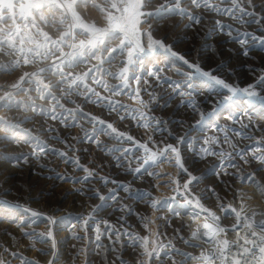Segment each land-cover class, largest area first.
I'll return each instance as SVG.
<instances>
[{
  "label": "snow or ice",
  "instance_id": "obj_1",
  "mask_svg": "<svg viewBox=\"0 0 264 264\" xmlns=\"http://www.w3.org/2000/svg\"><path fill=\"white\" fill-rule=\"evenodd\" d=\"M222 2L228 6L221 7L220 4L213 2V0H101V3H96L95 0H29L26 4L18 5L20 8V19L23 21V26L21 27L16 23L15 19L16 14L14 9L17 5L13 3V0H0V22L6 19L13 21L12 25L7 29H0V33H2V36H0V56L8 58L0 62V74H9L18 69L21 66V57L23 65H32L34 67L33 71H24L18 80L7 87L0 88V109L22 112L31 111L36 114H43L52 120H59L66 127H72L74 124H78L80 120L87 121L91 125V133L85 129L84 137H81V139L85 137L96 139L98 135H105L119 142L118 147L111 149L114 153L120 152V156L117 157L120 163L117 164V167H122L124 161H129V166L125 171L127 174L132 175L134 179H140L144 175H157L152 171H148L146 165L168 160L170 159L169 154H175L176 165L181 173L186 175V179H184L182 184L179 180L175 182L177 184L175 189L177 195L182 198V203L185 206L192 208L193 215L198 216L200 213H208L205 220L210 217L215 222V225L205 222L203 229L207 231H204L202 234L199 231H193L190 239L180 237L183 243L192 248L200 247L201 242L213 245L210 250L201 251L199 255H192L191 253L181 251L170 240L167 244L163 242L157 243L154 240L152 242L153 247L150 249L149 238L147 236L140 237L125 232V235L130 236L132 240L131 246L134 250L137 247L143 249L139 252L135 264H165L166 259H172V264H177L173 259L175 255L183 257L180 264H187L188 260L200 261L201 264H217V262L218 264H264V213L252 211L250 214L246 213L242 215L241 213L245 211L243 206H241L239 211L233 207L231 208V213H235V224L232 225L231 229L221 227V217L216 216L208 208L204 207L201 203V198L192 194L190 186L194 182H199L202 177L193 175L189 171V168L185 166V163L181 162L179 145L184 140L183 136L175 137L177 141L175 146L167 143L163 147H160L153 140L152 135L148 136L147 141L141 142L135 139L133 135L120 131L113 123L107 122L111 118V114L115 113L120 121L131 118L139 126L151 128L153 134L166 130L167 121L150 115V105L159 103L163 99V96L158 97L155 90L149 91L151 85L147 79H143L142 81V76L138 74L137 70L142 66L143 61L139 58L134 60L137 54L147 56L163 53L165 56L176 57L187 66V69L190 71L181 73L182 81L172 83V91L167 94V99L163 100L161 107L170 106L172 99L179 97L181 104H185L192 110L193 114L198 113L200 116L196 124L191 126L193 128L199 127L206 116L212 115L216 111L214 105L211 112L205 113L201 111L200 105L194 102L195 98L191 89L197 78L206 81L213 88V91H216L217 95H221V91H217V89L226 90L227 94L222 95L219 103L234 104L238 95H244L247 97L249 103L258 101L264 104V69H262V74L257 76L253 83L248 84L246 87L238 88L219 78L214 74L213 70H204L198 62H190L185 56L174 51L171 44L165 43L166 36L159 39L153 36V33L158 29L153 26L152 21L165 11L179 14L182 18L186 16L190 22L200 24L203 15H195L188 12L187 7L182 6L187 4H191L197 9H203L204 12L227 16L237 23H254L260 27L261 32H264V12L255 10L253 0H222ZM89 3L102 14L105 22L103 25H100L98 22H86V19L82 18L81 14L77 11L78 8L86 7ZM249 17L251 19H248ZM145 24L148 25V29L144 32L147 39L146 47L141 44V28ZM45 28H48L49 31H46ZM225 29H227L229 38L236 39V42L241 46L242 54L245 56H248L249 50L258 44L264 46V36L245 32L242 34L237 33V36L233 37L231 25H225L220 20H217L209 31L224 33ZM240 35H243L244 38L240 39ZM113 42H118L117 47H111ZM116 52L121 54L127 53V60L119 72L110 70V66L115 59L112 54ZM214 55L215 53H213ZM81 64L88 65L86 71L82 73L74 72V69ZM106 64L109 67H105ZM130 72L131 76H129ZM163 72V67L155 66L153 69L147 71V76L154 77L159 86V81H168L170 79L167 76H163ZM53 77L56 79L53 80ZM107 78L119 80L120 83L118 85L109 84ZM130 81H135L138 87L133 88ZM141 82L143 83V89L139 87ZM97 87L103 89L107 95H102L101 91L97 90ZM57 89L60 92L59 97L56 95ZM141 90L149 96L148 101L141 98ZM33 93H36V95L33 96ZM121 94L138 101L140 107L130 108L128 105L112 99V97ZM73 95L83 97L84 101L100 106L102 108L101 116L84 112L78 104L75 108H66L61 103V100H67L69 103L76 104V101L72 99ZM37 100L46 101L51 107L38 104ZM104 111L109 113V117L102 118ZM243 117H248V113L245 112ZM243 117L237 120L236 117L229 116L233 123H241L244 128H247L248 124L243 123ZM28 119L29 117L22 116L18 121L13 122L0 118V133H2L0 135V144L6 145L20 140L21 135H27L29 130L22 129L21 125ZM248 119L250 121V117ZM175 123L183 125L184 121L179 120L175 121ZM50 130L55 131L54 129ZM218 131L225 133L223 143L230 142L229 131L235 132L236 135L243 134L242 132H237L235 128L229 129L227 125L219 128ZM92 133L96 135L94 136ZM169 135H172V133H169ZM73 139L77 138L73 137ZM97 142L99 143L98 140ZM125 142H130V146L123 147ZM220 143L221 140L217 136L205 137L204 139L205 145ZM149 144H152L156 150L153 151L149 147ZM36 147L39 148V151L37 152L34 149L31 153L24 155V163H28L30 157L39 159L41 155L46 154V147L39 141L36 142ZM231 147L235 155L239 156L241 160L245 159L242 150L236 152L235 145H231ZM134 149L135 152L133 151ZM141 152L142 154H140ZM201 153L208 156L225 157L223 150L213 151L210 147H201L196 156ZM58 155L64 157L65 153L60 152ZM253 155L254 159L259 161L258 170L264 172V154L255 155L254 153ZM196 156H193V160H195ZM132 158L141 161V163L133 167L131 165ZM2 159L3 164L0 165V168H2L3 172L10 174V169L4 167V165H12L11 159H7L6 157ZM16 159L17 163L12 165L13 167H19V156ZM68 162H71L77 169L82 170L86 174L83 177L75 178V182L87 183L90 181V178L94 177V172L81 164L79 158L65 159V163ZM248 162L245 160V163ZM223 167L224 163L222 159L221 168ZM233 167L235 166L233 165ZM56 179L72 180L73 177L62 176L57 173ZM99 179L104 184L111 182L125 192L131 190L130 184L117 180L109 181L107 177H99ZM244 179H248L254 184L256 183L252 174L241 178L242 181ZM110 191L113 192L111 198L115 200V189ZM209 191H212V189H209ZM75 192L81 196L96 197L101 201L106 199L105 196L100 195L99 191L94 188H88L87 190L76 189ZM142 199L154 209L158 205L160 208L171 209V201H176L177 196L158 201L152 199L151 193L148 192L145 193ZM21 207L18 203L0 198V214L11 215L14 209ZM221 208L226 214H229L228 209H225L223 205H221ZM196 209H199V212ZM100 210H102V205H97L92 209V213H98ZM125 210L131 211L129 206L123 205L121 211ZM25 211H29L31 217H38L40 215V213L29 209H25ZM172 211L174 212L175 210L172 209ZM92 213L87 217L81 216L79 219L82 220L85 226H88L90 221L95 224L96 248L99 249L102 247L99 243L101 236L105 233L101 232L100 223L96 222V218ZM175 214L179 215V213ZM258 216L260 218H257ZM45 219L49 225H58V220L54 215L46 216ZM120 219L123 220L124 217L122 216ZM140 219L142 222L147 220L144 216H141ZM101 223L106 225L107 233L114 234L116 240H120V231L113 232L114 226L106 220L101 221ZM229 230L236 231V240L229 241L227 238H221V234H224L226 237ZM175 231L179 232L180 230L176 229ZM241 231L243 235H241ZM24 235L31 236L35 235V233H24ZM39 235L44 236L43 233ZM52 235L53 233L50 228L47 236L52 237ZM201 235L207 237L208 240L202 241ZM77 239H81V237H77ZM109 239H111V235H109ZM107 251L108 249L105 248V252ZM161 253H163V258H161ZM42 254L46 255L48 253L42 252ZM10 255L14 258H20L19 254L15 252ZM122 256L123 253L117 257L120 264H128ZM51 257L48 264H57L60 253L56 248L54 240L52 241ZM103 258L107 259L106 256ZM0 264H10V261L0 257ZM22 264H35V262L22 260Z\"/></svg>",
  "mask_w": 264,
  "mask_h": 264
},
{
  "label": "rangeland",
  "instance_id": "obj_2",
  "mask_svg": "<svg viewBox=\"0 0 264 264\" xmlns=\"http://www.w3.org/2000/svg\"><path fill=\"white\" fill-rule=\"evenodd\" d=\"M28 2L29 0H13V3L17 5L14 9L16 23L21 27L23 26V21L20 19V8L18 5L26 4ZM95 2L101 3V0H95ZM213 2L220 4L221 7L228 6L223 3L222 0H213ZM253 2L256 11L264 12V0H253ZM182 6L187 7L188 12L190 13L195 15L202 14L203 19L201 20V23L196 24L195 22H190L186 16L182 18L179 14L165 11L152 21L153 26L158 29L153 33L154 38L159 39L166 36L167 39L165 40V43L171 44L174 51L185 56L190 62H198L204 70H213L214 74L219 78L224 79L229 84L238 88H243L248 84L253 83L257 76L262 74V69H264V46L258 44L249 50L248 56H245L242 54L241 46L236 42V39L228 37L227 29H225L224 33L209 31L217 20H220L225 25H231L233 37H236L237 33L242 34L245 32L254 33L257 36H264V32H261L260 27L254 23H237L227 16L204 12L203 9H197L191 4ZM77 11L81 14L82 18L86 19V22H98L100 25L105 23L100 11L92 7L91 3L86 7L78 8ZM115 14L118 15L119 13ZM248 19L251 18L249 17ZM12 23L13 21L11 19H6L5 21L0 22V29H7ZM147 29V24L143 25L141 28V44L145 47L147 46V39L144 32ZM45 30L49 31L48 28H45ZM0 36H2V33H0ZM239 38L243 39L244 37L243 35H240ZM117 44L118 42H113L111 47H117ZM213 53H215L214 56ZM112 55L115 59L110 66V70L113 72H119L120 68L124 66V63L127 60V53L124 52L121 54L116 52ZM136 58L143 61L142 66H140L137 71L138 74L142 76V81L143 79L149 81V84L151 85L149 91L155 90L158 97L163 96V99H161L159 103H153L150 105V115H154L161 120L167 121L168 124L165 131L153 134L151 128L141 127L136 122L132 121L131 118L120 121L119 118L116 117V114L112 113L111 118H109L107 122L113 123L120 131H125L128 134L133 135L135 139L140 140L141 142L147 141L148 136L152 135L153 140L160 147H163V145L167 143H171L175 146L177 143L175 137L183 136L184 140L179 147L181 157L184 158L187 149L193 146L196 139H202L207 136H216L214 133L209 134L208 129L205 128L213 124H221L223 126L233 123L229 118L230 115L236 117L237 120H240L243 117L245 111L244 113L242 112L243 109L239 106V102L242 100L240 97L244 98L246 96L238 95L234 104L219 103L222 99V95L227 94L226 90L217 89V91H221V95H217L216 91H213V88L210 87L206 81L197 78L191 89L193 97L195 98L194 102L198 103L201 111L205 113L211 112L214 105L216 111L214 114L206 116L199 127H191L196 124V121L200 119V116L198 113L193 114L192 110L185 104H181L179 97L172 99L170 106L161 107L163 100L167 99V94L172 91V83L175 81H182L183 78L181 73L190 71L187 69V66L176 57L165 56L163 53L147 56H140V54H137V57H134V60ZM6 59L8 58L0 56V62L5 61ZM93 63H95V61H93ZM87 66L88 65L81 64L74 69V72L82 73L83 71H86ZM155 66L163 67L164 72L162 75L170 78L168 81H159V86L154 77L147 76V71L153 69ZM105 67H109V65L106 64ZM33 70L34 67L32 65H23L21 57V66L18 69H15L9 74H0V88L7 87L18 80L19 76L22 75L24 71ZM129 76H131V72L129 73ZM52 79L55 80L56 78L53 77ZM107 79L109 84L118 85L120 83V81L116 79ZM130 83L133 88L138 87L135 81H130ZM139 87L143 89L142 82ZM97 90L101 91L102 95H107V93H104L103 89L97 87ZM257 90L259 91V89ZM35 95L36 93H33V96ZM56 95L58 97L60 96L58 89L56 90ZM141 98L145 101L149 100V96L143 90H141ZM72 99L76 101V104L69 103L67 100H61V103H63L66 108H75L78 104L84 112L101 116L102 108L100 106L84 101L83 97L73 95ZM112 99L118 100L120 103L128 105L130 108L140 107L138 101L130 99L124 94L114 96ZM186 99L188 98L186 97ZM257 102L258 101H253L248 105L247 113L251 121L264 120V115L261 113L258 115L260 119L254 117L256 111L260 109L255 108V104L259 105ZM37 103L51 107L46 101L37 100ZM251 109L253 110L251 111L252 114L249 113ZM22 116L29 117V119L21 125L22 129L29 130L28 134L21 135L20 140L12 143L6 145L0 144V165L3 164L2 158L4 157L11 159L12 165H15L17 163L16 158L19 156V166H28L32 175L38 174L39 176H43L45 181H47L49 177L55 179L57 173L62 176L73 177L72 180L57 179L59 180L56 182L58 183V186H56L55 191L52 193L53 195H48H52L54 200H57L58 197L60 198L62 207L59 208V211L63 214V225L71 226V233H69L71 236L67 235V237L64 238L56 237L57 241L56 239L54 240L56 245L59 244V241L64 239L66 242L68 240V249H76L82 245L77 237H81L82 239L85 234H96L94 223L90 221L89 225L85 226L79 218L81 216L87 217L97 205H102V210L98 213L92 214L95 216L96 222L100 223L101 232H106V225L100 222L106 218L105 220L113 226L114 223L117 222L118 224L125 223L124 225H119L117 227L114 226L113 232L118 230L120 233L124 234L129 231H126V229L122 227L136 225L140 232L150 240V204L142 199V197L145 193L150 192V190L157 192L158 194L168 192L172 177L175 174V154H169L170 159L168 160L146 165L148 171H152L157 175H144L140 179H134L132 175L127 174L125 171L129 166V161L126 160L123 162L122 167H117V164L120 163L117 159V157L120 156V152L117 151L114 153L111 149L118 147L119 142L105 135H98L96 139H88L87 137L81 139V137H84L85 129L91 133V125L87 121L80 120L78 124H74L72 127H66L65 124L60 123L59 120H52L50 117H46L43 114H36L31 111L22 112L0 109V118L5 120L16 122ZM107 117H109V113L104 111L102 118ZM248 117H243V123L249 120ZM179 120L184 121L183 125L175 123V121ZM238 124H236V127L242 126ZM50 129H54L55 131ZM169 133H172V135H169ZM0 135H2V133H0ZM92 135L95 136L96 134L92 133ZM222 135H225V133ZM228 136H230V134H228ZM73 137H76L77 139L74 140ZM37 141L46 147V154L41 155L39 159L30 157L29 162L24 163V155L31 153L34 149L37 152L39 151V148L36 147ZM129 146L130 142H125L123 144V147ZM149 147L152 148L153 151L156 150L152 144H149ZM133 151L135 152V149ZM60 152L65 153V156L61 157L58 155ZM140 154H142V152ZM67 158H79L81 164L94 172V177L90 178V181L87 183L82 184L75 182V178L83 177L86 174L82 170L77 169L71 162L65 163V159ZM140 163L141 161H137L134 158L131 159V165L133 167L138 166ZM12 165H4V167L11 170L13 168ZM3 174H5V172H3L1 168L0 178ZM6 174L8 173L6 172ZM99 177H107L109 181L117 180L125 184H130L131 190L125 192L123 189L117 188V186L111 182L104 184L100 181ZM11 178L14 179L13 185L18 182L22 188H24L18 189L16 186L15 188L12 187L13 189L8 188L4 193L7 194L4 199L14 203H26L25 199L27 197L31 195L35 196L38 198L39 203L30 207L29 210L42 213L44 209L41 206V203L46 200L42 199L41 196L47 190L45 187L42 188L38 186L41 182L28 186L24 181L17 178L16 175L11 176ZM3 184L5 185L6 183H1L0 181V187H2ZM5 186L9 187V185ZM31 186L33 187L31 188ZM84 188H94L99 191L100 195L105 196L106 199L101 201L96 197H92L88 200V203H85L82 201L80 195L75 192L76 189ZM112 189H115V200L111 198L113 192L110 190ZM137 200H140L138 201L139 204L136 203ZM20 205L22 206V204ZM123 205L129 206L131 211H121ZM18 215L19 214H13V219L8 220V218H10L9 215L0 214V245L3 247L0 250V256L9 254L12 252L11 249L15 251L18 249L22 250V248L24 249L25 247L27 251V254H25V260L34 261L35 264H42L43 259L45 260V256L47 255L42 254V252L47 253L48 249L50 247L52 248V245L48 244L51 241L50 237L47 236L48 226L44 223H39L38 225H41V228L39 229V227L34 228L29 226V223H26L27 227L29 226L26 230V224L22 223L25 228L23 230L20 228L21 225L17 224L18 217L20 216ZM122 216L124 217L123 220L120 219ZM141 216L146 217L147 220L142 222L140 219ZM34 220L35 218L32 221ZM7 222L12 225L10 230L7 227ZM16 224L19 225V228L17 229H15V226H17ZM73 225H75V227H73ZM41 230H43L44 236L39 235V233H42ZM24 233H35V235L28 236L24 235ZM6 244L8 245L7 247ZM5 249H7V251H5Z\"/></svg>",
  "mask_w": 264,
  "mask_h": 264
},
{
  "label": "built area",
  "instance_id": "obj_3",
  "mask_svg": "<svg viewBox=\"0 0 264 264\" xmlns=\"http://www.w3.org/2000/svg\"><path fill=\"white\" fill-rule=\"evenodd\" d=\"M259 106L263 108L264 104L257 102ZM250 111H253L252 109ZM261 113V114H262ZM264 115V114H262ZM248 124L247 128H244L242 124L229 123L226 124L229 129L235 128L237 132H242V135H236L235 132L229 131V143H223L224 132L218 131L219 128H223L225 125L213 124L205 129H208V133H214L220 138L221 143L216 145H205L204 139H196L193 146L188 148L186 151V156L181 157V162L185 163V166L189 168V171L197 177H202L199 182H194L190 186L192 194L201 198V203L204 207L208 208L216 216L221 217L220 226L226 229H231L232 225L235 224V213H231V208H236L237 211L240 210L241 206L244 207V212L241 214H250L252 211L257 213H264V172L258 170L259 161L254 159L255 155L264 154V120L257 121H246ZM236 124L242 125L241 127H236ZM208 137V136H207ZM231 145H235V151L240 152L245 155V159L241 160L239 156L235 155ZM201 147H210L213 151L223 150L225 157L221 158L216 155L208 156L201 153L196 156ZM191 149V151H189ZM193 156H196L193 160ZM223 159L224 167L221 168V160ZM245 160L249 161L245 163ZM230 161V162H229ZM233 165L235 167H233ZM175 174L172 177V181L169 185L167 193L158 194L150 190L151 198L158 201H163L165 199H170L173 196H177L176 201H171L170 208H160L159 205L156 209L150 206V240L149 248L153 247V241L163 242L165 244L170 240L172 244L183 252L191 253L192 255H199L201 251L210 250L213 245L211 243L201 242L200 247L192 248L183 243L180 237L184 239H190L191 233L193 231H199L203 233L207 231L203 229V224L208 222L214 224L215 222L208 216V213H200L196 216L192 214V208L190 206H185L182 203V198L179 197L175 191L177 180L182 184L186 175L182 174L178 166L176 165ZM252 174L256 180V183L250 182L248 179L241 180L242 177H247ZM212 189V191H209ZM221 205L225 209H228V213L222 210ZM172 209L175 211L173 212ZM199 212V209H196ZM175 213H179L176 215ZM257 218H260L259 216ZM170 221V223H168ZM125 224V223H124ZM114 223V226L124 225ZM135 225V224H133ZM129 231L127 233L138 235L140 237H145L143 233L140 232L138 227L135 226H125L122 227ZM104 229V228H103ZM179 229V232L175 230ZM105 234L101 236L100 244L101 248H96L97 241L95 240V235L85 234L83 235L81 241L82 245L79 248L72 249L68 252L60 253V258L57 264H120L117 257L123 253L122 258L128 262V264H135L139 252L143 249L137 247L135 250L132 248V240L129 235L121 233L120 240H116V236L111 233L104 232ZM157 234L158 238H157ZM111 235V239H109ZM241 235L243 232L241 231ZM221 238H227L229 241L237 239L236 231L229 230L226 234H221ZM202 241H207L208 238L201 235ZM198 242V241H194ZM105 248L108 249L105 252ZM115 249V250H112ZM51 254V250L47 252ZM107 257L105 260L103 257ZM161 258H163V253H161ZM173 259L180 264L183 257L180 255H175ZM14 258L13 261H17ZM49 258L47 257L42 264H48ZM165 264H172V259H166ZM187 264H201L200 261L188 260ZM218 264V262H217Z\"/></svg>",
  "mask_w": 264,
  "mask_h": 264
},
{
  "label": "bare ground",
  "instance_id": "obj_4",
  "mask_svg": "<svg viewBox=\"0 0 264 264\" xmlns=\"http://www.w3.org/2000/svg\"><path fill=\"white\" fill-rule=\"evenodd\" d=\"M242 100H240V102H239V106L240 107H242V109H243V113H244V111L245 112H247L248 111V105L250 104L249 102H248V99H247V97H244V98H242V97H240ZM260 105V104H259ZM259 105H256L255 104V108H260L259 110H257L256 111V114L254 115V117H256V118H259L260 119V117L258 116L260 113H262V110H263V108L262 107H260ZM245 109V110H244ZM250 114H252L251 113V111L249 112ZM262 114H264V112L262 113ZM253 117V116H252ZM185 138H187V137H185ZM52 153V152H51ZM44 155V154H43ZM49 157V156H48ZM44 158V157H43ZM22 163V162H21ZM45 163V162H44ZM44 165V164H43ZM35 169V168H34ZM0 170H1V168H0ZM35 171V170H34ZM8 173V172H7ZM49 173V172H48ZM16 175V177L17 178H19V179H21V181H24L25 182V184L27 185L28 184V186H30L31 184H36V183H39V182H41L38 186H40V187H42V188H46V192L45 193H43L42 194V199H45L46 201H43L42 203H41V206L43 207V209H44V211L42 212V213H40V215L38 216V217H31V215H30V212L29 211H25V209H29L30 207H32V206H35L37 203H39L38 202V198L37 197H35V196H29V197H27L26 199H25V201H26V203H18V204H22V207L21 208H17V209H14L13 210V214L14 215H17V214H19L18 216V222H17V224H20L21 225V227L20 228H22L23 230L26 228V230H27V228H29V226H31V227H34V228H38L39 227V229L41 228V225H38L39 223H44V224H46V226H48V231H49V229L51 228V230H52V233H53V235H52V237H50V239H51V241H50V243H48V244H51L52 245V241L53 240H55L56 239V237H67V235H70L71 236V234H69V233H71V226H65V225H63V220L61 219V218H63V214L59 211V208L60 207H62V204H61V200H60V198L58 197V199L57 200H54L53 199V197H52V193L55 191V188H56V186H58V183H56L57 181H59V180H57L56 178L54 179V178H51V177H49L48 179H47V181H45L44 180V177L43 176H39L38 174H33L32 175V173H31V170L29 169V167L28 166H19V167H13L11 170H10V174L8 173V174H6V172H5V174H3V176L0 178L1 180V183H3V182H5L6 184L5 185H9V187H7V186H5L4 184L2 185V187H0V198H3L4 199V197L7 195V194H4L7 190H8V188L10 189H13V188H15V186H16V188H18V189H23L22 188V186L18 183V182H16V184L15 185H13V178H11V176H15ZM56 176V175H55ZM13 185V186H12ZM11 186V187H10ZM13 187V188H12ZM33 186H31V188H32ZM88 188H84V190H87ZM49 194H52V195H50V196H48ZM80 197H81V199H82V201H84L85 203H88L89 201V199H90V197L89 196H81L80 195ZM138 201H140V200H137V204H139L138 203ZM17 202V201H16ZM25 205V206H24ZM26 207V208H25ZM41 209V208H40ZM38 210V209H37ZM40 211V210H39ZM15 212V213H14ZM38 212V211H37ZM39 213V212H38ZM13 214H11V215H9L10 216V218H8V220H12L13 219ZM51 215H54L56 218H57V220H58V225H56V226H52V225H49V223L47 222V220L45 219V217L46 216H51ZM15 217H17V216H15ZM35 218V220L34 221H32L33 219ZM104 218V217H103ZM65 219V218H64ZM106 219V218H105ZM105 219H103V220H105ZM103 220H101V221H103ZM66 221V220H65ZM100 221V222H101ZM115 221V220H114ZM129 221V220H128ZM8 223V229L10 230V228L12 227V225L9 223V222H7ZM22 223H29L28 225V227H27V224H26V227L24 228V226L22 225ZM99 223V222H98ZM118 223V222H117ZM119 223H121V222H119ZM16 224V225H17ZM66 224V223H65ZM17 228H19V225H17V226H15V229H17ZM89 229H91V228H89ZM88 229V230H89ZM42 231V233H43V230H41ZM40 231V232H41ZM92 233V232H91ZM40 234V233H39ZM44 234V233H43ZM61 234H63V235H61ZM65 234V235H64ZM74 234V233H73ZM93 235H96V234H93ZM49 239V238H48ZM68 239V238H67ZM56 241H57V239H56ZM67 242H68V240H67ZM66 242V240H64V239H62L61 241H59V244L58 245H56V248L59 250V251H62V252H68V251H70V250H72V249H68V247H69V245H68V243ZM1 244V243H0ZM46 244H47V242H46ZM5 246V245H4ZM8 245L6 244V247H7ZM5 247V248H6ZM22 247V246H21ZM3 247L0 245V250L2 249ZM12 248V247H11ZM17 249V248H16ZM24 249H25V247H24ZM23 248H22V250H20V249H18V250H15V251H13V249H11L12 250V252H10L9 254H4V255H1L0 257H2L3 259H6V260H9L10 261V264H22V260H25L26 259V255L25 254H27V251H26V249L24 250ZM37 249V248H36ZM10 250V249H9ZM49 250H52V248L50 247L49 249H48V251ZM37 251V250H36ZM13 252H15V253H18L19 254V257L20 258H17L18 260L17 261H13V259H14V257H12L10 254L11 253H13ZM49 258V260L52 258L51 257V254H47L46 256H45V259L46 258ZM36 260V259H35ZM43 261H44V259H43ZM43 263V262H42Z\"/></svg>",
  "mask_w": 264,
  "mask_h": 264
}]
</instances>
